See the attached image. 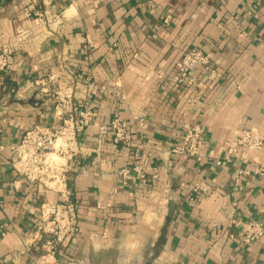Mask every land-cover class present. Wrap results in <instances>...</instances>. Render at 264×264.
Returning a JSON list of instances; mask_svg holds the SVG:
<instances>
[{
    "label": "crops",
    "instance_id": "0c3cea01",
    "mask_svg": "<svg viewBox=\"0 0 264 264\" xmlns=\"http://www.w3.org/2000/svg\"><path fill=\"white\" fill-rule=\"evenodd\" d=\"M4 46L12 56L0 73V264H264V237L243 240L263 217L264 156L226 160L244 129L264 136V0H156L153 9L139 0H0ZM191 48L213 55L218 77L200 67L193 85L176 87ZM68 87L75 106L97 112L67 161L83 236L43 258L40 207L62 195L21 177L12 148L30 129L59 127L57 93ZM140 118L147 128L138 131ZM115 119L129 123L131 142L114 141ZM187 125L203 129L196 158L172 152ZM135 166L145 177L125 182L121 170Z\"/></svg>",
    "mask_w": 264,
    "mask_h": 264
},
{
    "label": "built area",
    "instance_id": "2783aa9c",
    "mask_svg": "<svg viewBox=\"0 0 264 264\" xmlns=\"http://www.w3.org/2000/svg\"><path fill=\"white\" fill-rule=\"evenodd\" d=\"M139 1L150 4L152 9L155 7L156 0ZM169 19L170 16L166 17L165 22ZM11 56V48L7 46L0 48V73L7 69ZM200 67L210 72L211 80L218 77V72L213 68L212 54L204 53L197 48L189 49L178 64L175 86L193 85L196 82L194 72ZM49 80L55 82L56 77L51 76ZM116 85L114 95L123 98L122 88ZM105 89L110 92L109 88L105 87ZM57 100L56 114L61 120L59 127L57 129L43 127L30 129L24 134L21 142L12 148L15 155L12 165L21 177L31 183H43L62 195V201L46 202L40 207L41 224L38 227L36 239L41 243L43 258L56 257L59 246L65 241L80 240L83 236L76 205L70 198L67 185L66 175L70 170V164L67 161L78 150L79 136L97 116L94 106L89 102L75 106L72 87L60 90L57 93ZM136 125L135 128L138 131L147 128L143 118H140ZM111 127L116 143L131 142L133 135L129 123L115 119L111 122ZM202 140L203 129L199 125H187L181 142L172 148V152L196 158L200 154ZM253 155L264 156V136L258 135L253 130L244 129L237 140L229 144L226 160L247 163ZM258 172L263 173L264 166ZM120 175L125 182L145 177L144 171L138 166L124 168ZM262 214V219H253L248 223L243 239L245 243L249 244L264 237V209ZM98 236V234H93L90 238L94 239Z\"/></svg>",
    "mask_w": 264,
    "mask_h": 264
},
{
    "label": "rangeland",
    "instance_id": "374dc122",
    "mask_svg": "<svg viewBox=\"0 0 264 264\" xmlns=\"http://www.w3.org/2000/svg\"><path fill=\"white\" fill-rule=\"evenodd\" d=\"M58 159V158H57ZM59 160V159H58Z\"/></svg>",
    "mask_w": 264,
    "mask_h": 264
}]
</instances>
